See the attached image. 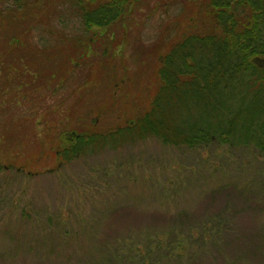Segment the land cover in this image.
I'll return each instance as SVG.
<instances>
[{
  "label": "rangeland",
  "instance_id": "1",
  "mask_svg": "<svg viewBox=\"0 0 264 264\" xmlns=\"http://www.w3.org/2000/svg\"><path fill=\"white\" fill-rule=\"evenodd\" d=\"M51 2H27L26 9L0 3V160L12 166L0 172L1 256L4 250L10 255L21 232L22 246L34 251L17 264L99 257L102 235L90 242L72 233L66 242L52 227L46 243L48 226L21 217L28 211L43 221L63 215L78 229L81 214L103 217L118 206L135 217L129 223L138 233L152 226L193 234L198 242L182 264H264V159L256 154L210 156L155 138L66 159L59 153L73 133L95 127L107 134L148 105L159 52L179 30H191L181 23L189 0H140L131 17L106 32L86 31L73 6ZM203 13L193 16L199 31L211 26ZM91 38L96 54L77 62L69 53L79 58ZM124 224L117 226L128 228Z\"/></svg>",
  "mask_w": 264,
  "mask_h": 264
},
{
  "label": "trees",
  "instance_id": "2",
  "mask_svg": "<svg viewBox=\"0 0 264 264\" xmlns=\"http://www.w3.org/2000/svg\"><path fill=\"white\" fill-rule=\"evenodd\" d=\"M10 1L16 9L22 6L26 9L27 2L68 3L86 31L106 32L131 17L140 0H0V3H6L9 8ZM189 2L185 11L188 17H183L181 23H187L191 30H179L181 35L171 38L172 42L159 52L158 81L148 105L126 125H119L107 134H101L95 127L89 131L85 127L79 133L74 131L70 139L62 140L59 153L64 159L74 153H89L99 146L116 147L148 138H155L166 147L186 148L210 156L217 152L249 151L264 159V0ZM202 11L211 23L206 31L198 30V19L193 17ZM92 40L81 48L79 58L69 54L79 63L81 59L88 61L89 51L96 54ZM69 54H64L66 64H71ZM10 167L0 160V172ZM103 208L106 209L104 204ZM116 208L112 212L102 211L103 217L94 214L81 219L82 214L77 215L80 217L78 229H71L70 218L63 215H48L43 221L27 210L21 220L26 224L48 226L45 232L52 227L60 230L58 235H63L66 242L72 233L77 240L83 238L90 242L99 240L98 236L102 235L98 242L100 256L75 264H182L198 242L192 239L193 234L178 228V231L174 228L157 230L149 226L138 233L129 223L135 222V217L122 214L118 206ZM153 216L156 222L161 221L157 214ZM2 221L5 219L0 218V223ZM120 221L128 223L124 224L128 228L117 226ZM204 225L200 238L208 230ZM12 231L8 229L10 235ZM45 236L47 239L43 242L49 243L47 232ZM21 243H27V239L19 232L14 236L10 255L7 256L5 250L4 256L0 254V264H7L9 259L15 264L24 262L33 253L32 245L22 246ZM47 256L56 262L51 254Z\"/></svg>",
  "mask_w": 264,
  "mask_h": 264
}]
</instances>
